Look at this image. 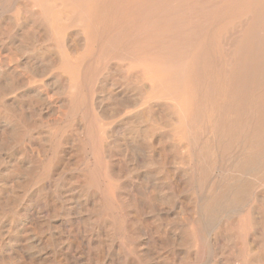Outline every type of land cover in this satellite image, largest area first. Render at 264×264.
<instances>
[{
    "label": "bare ground",
    "instance_id": "1",
    "mask_svg": "<svg viewBox=\"0 0 264 264\" xmlns=\"http://www.w3.org/2000/svg\"><path fill=\"white\" fill-rule=\"evenodd\" d=\"M153 164L201 174L183 237ZM100 223L102 264H264V0H0V264H100Z\"/></svg>",
    "mask_w": 264,
    "mask_h": 264
},
{
    "label": "rangeland",
    "instance_id": "2",
    "mask_svg": "<svg viewBox=\"0 0 264 264\" xmlns=\"http://www.w3.org/2000/svg\"><path fill=\"white\" fill-rule=\"evenodd\" d=\"M54 118L55 117H53V120H54ZM181 153L184 154L185 151L184 150H181ZM175 166L177 168V172H176L177 173V178H180V179L175 181L174 186H171V187H173V190H174V193H175V197L173 199L174 201L173 202L170 201V204H167V205L162 204L165 201L164 198H165V196H167V193L169 191L168 188H167V186L166 187L159 188L158 190H155V189H152L151 188V184L152 183H155V184L158 183V182L160 183L161 180H163V178H165V174L163 173V171L161 170V168L159 167V165H157V164L148 165V167H144V168L141 169V170H143V172L146 174V176L148 178V182L150 184L151 190H154V192H152V193L155 194V196H154V198H152V200H148V202L146 201V209H145V212L147 213L146 217H163V219H164L163 220V226L164 227L166 225H168L167 223H169V222H173V221L176 222L177 227H178V229H177L178 233L177 234H178V236L183 237V236L186 235V232L188 231V228H189V227H186V223L187 222L185 221L186 220L185 218H188V215L192 213L190 211V209H191V207H190L191 206V202L194 201L195 198L197 199L198 196H199V194H200V196H202V194H205V192L198 190L197 187H199V186H197V185L195 186V184L197 183V180H198V183L201 184V176H200L201 174L199 172L195 175V181H196V183L193 186H191L192 188H185L186 187L185 186V181L187 182L186 176H187V172H188V167L186 165H184V164L183 165L182 164H177ZM151 172H153V173H151ZM181 172L183 174H181ZM152 174H154V175L151 176ZM169 174H170V172H169ZM156 178H158V179H156ZM150 181H152V182L150 183ZM175 185H177V186H175ZM134 186H136V187H134ZM174 187H177L178 189L180 188L179 189L180 190V193H179V190L176 189V188H174ZM181 187H182V189H183V187L185 189L182 190ZM150 188L148 187V189H150ZM132 190H133V193L135 195L136 190L139 192L140 188H139V186L137 184H133ZM138 192L136 193L135 196H137ZM163 195H165V196H163ZM159 198L160 199H163V202ZM191 198H192V200H191ZM136 199H137V197H136ZM85 203L86 204H85V206L83 208V217H93L94 216V212H95V208H94V206L92 204V201L91 200L90 201L88 200ZM170 205H173V206H170ZM91 206H92V209H90ZM260 206L263 209L262 204H260ZM165 207H166V209H165ZM179 207H180V209H179ZM86 208H88V209H86ZM148 209H149V211H147ZM158 214H159V216H158ZM180 214H182V215H180ZM102 215L103 214H101L100 217H102ZM228 215L232 219H235L236 217L239 216L236 212H230ZM63 217H70V215L68 214V212L67 213L65 212V215ZM168 217H171V219L170 218L168 219ZM180 221H182V222H180ZM101 225H102V223L99 224L98 231L96 233H94L93 235H92V233L91 234H88L90 231H87L86 234L88 235L89 238H92V239H94V240H96L98 242V243L96 242V245L97 246L103 247V250L101 251L102 254H101L100 259H99L100 264L103 263L102 261H104V262L106 261L107 262L109 260V262H110L111 259H112V261L114 263H116L117 262L116 256H117V254L119 252V247H121V245L124 244V247L127 248V249L126 248L125 249L127 250L128 253H130V247L125 244L126 242L122 239V237H114L113 243H115V244L108 243V244H111V246L113 247V250L111 249V250L107 251L106 248H107L108 245H105L104 246V240H105L104 237H107V235L109 233H107V230L103 226H101ZM85 230H88V227ZM225 246H226V248H225ZM231 247H232V249H231ZM192 249H193L192 247L189 248V249H187L186 247H183L182 246L181 248H179V252H180L181 256L184 257V256H186L187 252L188 251L190 252ZM234 249H235L234 248V245L232 246V244L229 242L228 238H225L224 236H221V239L218 241L217 247L214 248V253L212 252L211 254L209 253V254H206V255L203 254V255L199 256L200 257L199 258V261L198 260H195V261H192L191 263H185V264H212L213 261H215V260H217L219 264H223V263H226L225 260L232 259L233 258L234 254L236 253V252L235 253L233 252V251H236V249L235 250ZM230 250H231V252H230ZM225 252L228 253V254H225L224 255ZM200 254H202V253H200ZM222 254H223V256H222ZM104 257H105V259H104ZM129 257L132 258V254L131 253L129 254Z\"/></svg>",
    "mask_w": 264,
    "mask_h": 264
}]
</instances>
